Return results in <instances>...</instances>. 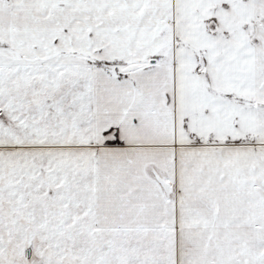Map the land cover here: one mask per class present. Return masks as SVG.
<instances>
[{
    "label": "snow or ice",
    "instance_id": "obj_1",
    "mask_svg": "<svg viewBox=\"0 0 264 264\" xmlns=\"http://www.w3.org/2000/svg\"><path fill=\"white\" fill-rule=\"evenodd\" d=\"M0 264H264V0H0Z\"/></svg>",
    "mask_w": 264,
    "mask_h": 264
}]
</instances>
